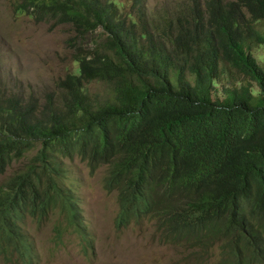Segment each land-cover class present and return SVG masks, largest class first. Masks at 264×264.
I'll use <instances>...</instances> for the list:
<instances>
[{
	"label": "trees",
	"instance_id": "1",
	"mask_svg": "<svg viewBox=\"0 0 264 264\" xmlns=\"http://www.w3.org/2000/svg\"><path fill=\"white\" fill-rule=\"evenodd\" d=\"M16 9L75 28L79 74L60 81L61 106L40 112L0 95V178L36 150L0 183V250L36 264L26 221L41 226L57 210L59 238L84 227L55 158L78 155L109 164L119 227L153 221L186 264L215 253L216 264H264V66L252 52L264 45V0H188L164 21L140 9L138 23L112 0H19ZM98 28L107 36L86 43ZM91 82L108 95L88 91Z\"/></svg>",
	"mask_w": 264,
	"mask_h": 264
},
{
	"label": "rangeland",
	"instance_id": "2",
	"mask_svg": "<svg viewBox=\"0 0 264 264\" xmlns=\"http://www.w3.org/2000/svg\"><path fill=\"white\" fill-rule=\"evenodd\" d=\"M112 1L119 16L136 23L139 22L140 9H144L149 20L163 18L164 21L188 2ZM18 2L0 0V95L17 96L22 104L34 101L38 112L48 104L61 106L65 92L60 81L68 74H79V64L74 57L76 30L71 24L38 23L16 9ZM146 22V28L153 30L147 18ZM163 25L168 26L167 23ZM258 27L264 32V22ZM106 36L103 28H98L86 43L92 44L91 40ZM252 52L264 66V45L255 46ZM86 88L100 96L108 95V87L100 82L86 84ZM254 90L258 92V87L254 86ZM35 154L36 150H33L24 157H16L0 178V183H6L15 173L22 171ZM55 158L63 184L71 187L76 198L84 227H67L60 240L55 237L54 228L59 210L41 226L28 219L29 225L24 229L33 236L32 242L40 257L37 264H186L184 251L164 243L153 221L131 223L128 227L116 224L118 191L108 186L109 164L92 168L78 155H57ZM64 223H67L66 219ZM3 248L6 251L0 250V264H17L18 258L12 254V247ZM216 258L217 253L207 264H216Z\"/></svg>",
	"mask_w": 264,
	"mask_h": 264
},
{
	"label": "clouds",
	"instance_id": "3",
	"mask_svg": "<svg viewBox=\"0 0 264 264\" xmlns=\"http://www.w3.org/2000/svg\"><path fill=\"white\" fill-rule=\"evenodd\" d=\"M202 1H204V0H202ZM118 204H119V203H118ZM78 211H79L80 219H81V221H82L81 211H80L79 209H78ZM55 215H56V214H55ZM55 215H54V216H55ZM118 215H119V213H118ZM52 217H53V216H52ZM52 217H51V219H52ZM28 219L31 220V218H28ZM28 219H27L26 223L28 222ZM31 221H32V220H31ZM48 221H49V220H48ZM48 221H47L46 223H44V224H47ZM146 221H148V220H145V221H142V222H137V221L135 222V221H133L132 223L143 224V223L146 222ZM32 222H33V221H32ZM130 224H131V223H130ZM130 224H129V225H130ZM129 225H128V226H129ZM128 226H123V227H128ZM55 233H56V231H55ZM32 237H33V236H31V239H32ZM55 237H56V238H59V237L57 236V233H56ZM59 239L62 240V238H59ZM33 246H34V243H33ZM34 249H35V248H34ZM33 255H38V256H34V257H33V261H34V262L36 261V264H37L38 261H39V259H40L39 254L34 250V251H33ZM16 256H17V254H16ZM34 262H33V263H34Z\"/></svg>",
	"mask_w": 264,
	"mask_h": 264
}]
</instances>
